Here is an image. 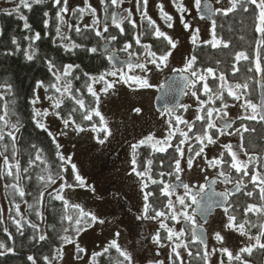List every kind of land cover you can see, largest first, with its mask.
Returning a JSON list of instances; mask_svg holds the SVG:
<instances>
[{"label": "trees", "instance_id": "1", "mask_svg": "<svg viewBox=\"0 0 264 264\" xmlns=\"http://www.w3.org/2000/svg\"><path fill=\"white\" fill-rule=\"evenodd\" d=\"M9 1L13 4L11 9L15 8L16 4L19 3V0ZM142 2L143 0H139L138 3L137 0L140 9L139 36L143 44H152L154 46L153 50L159 49V55L161 51L170 46H167L163 38L156 40L153 37L152 32L154 28L149 27L148 19L141 13ZM62 7H65L63 0H61L60 4H56L55 0H43L42 3L33 4L31 10L21 7L19 14L13 12L9 15L6 11L0 10V96L3 97L0 100V115L4 114L5 103L8 105L9 113L5 117L9 121L7 126L4 125L3 121H0V128H3L5 136L4 140L0 141V152H4L9 157V162L13 166L17 162L20 165V180L18 182L15 180V168H13V176H7L6 174L0 175V193L5 203V209H3L2 203L0 202V219L3 220V223L0 224V243L5 245L4 248H0V253H3V255H0V264H32V261L28 259L29 256L33 257L36 264H46L43 258L48 256L52 261V257L56 255V249L65 245L59 239L60 236L66 235L62 231L63 228H69L67 235L72 236L74 240L78 237L73 231V226L67 220H61V217L65 215L64 203L54 198L57 195L59 187L52 188L55 184H50L46 187V180L40 179L42 176L46 178L49 172L55 175L56 172L60 171V165L62 163L56 155L57 142H53V136H49L48 132L37 126V117H34V110H37V107L36 103H33V100L37 97L38 90H41L44 95L53 96L54 99L61 98L60 94L55 93L51 88L45 91L49 84L55 82L53 72L49 70L48 61H52L56 69H60L61 71L64 65H79V68L73 69L72 76L62 77L60 83L63 84L65 80H70L72 83V96L82 98L85 101L86 107L92 108L96 106V103L95 98L87 91V85L91 83L88 76H99L103 72L114 70V67L107 60V55L110 50L114 48L120 56H127L128 53L121 51V49L126 43H131L133 47L129 49V52L137 53L139 56L143 52L140 45L135 43V37H137L135 34L136 29L127 20H124L122 25L125 29L123 34L111 24V14L115 8L111 5L110 0H105L104 3H101L103 19L98 25L93 24L94 20L84 21V14L90 11L86 6V8L74 6L68 15H65V12L61 13L65 21V23L61 24L56 14L60 12ZM80 9H84L83 14H81ZM105 9H107V12ZM45 12L48 13L47 16L44 15ZM124 12L125 9H120V15H126V12ZM256 12H258V9H255V6L252 5H249L248 12H244L240 8L227 15L215 12L213 21L215 22L216 35L223 42H227L229 46L225 48L223 47V43H221L218 47L214 48L210 43L197 42L195 45H192L190 52V57H197L194 66L196 69L203 70L204 68L212 67L217 70V75L223 72L230 85L246 82L249 86V95L247 98L252 99L253 102L257 101L256 80L260 77L264 87V77H262L261 73L255 72L254 64L251 60L236 62L235 53L246 51L251 57L254 41L259 36L254 31V13ZM21 14L27 18L30 29L24 28L25 21L19 18ZM45 20L48 21L47 26L44 24ZM105 23L109 25V30L103 33L104 37L116 35L117 40L110 42L107 49L103 50L101 49V43L105 40L97 37L93 29L99 28L102 31ZM69 24L73 26L71 30L68 27ZM58 25L61 28V34L70 37V39H61L57 36L56 28ZM85 25L88 27L85 28ZM76 26H79L81 29L79 34L75 31ZM36 32L40 33L41 38L39 40L33 43L31 39H26V37H33ZM13 38L16 39V44L12 43ZM73 42L83 47L67 51L66 46H70ZM17 46H19V50H17ZM91 47H97V53L87 51ZM26 51L29 53L35 52L32 60L26 58ZM233 66L239 69L235 74H233ZM118 68L124 69L125 66ZM249 68H252V71H249ZM262 68H264V62H262ZM56 69H53V71ZM84 73H88V76H85ZM75 77H79V79H75ZM40 81H43L44 87H37ZM208 83L215 90L219 81H214L209 77ZM92 86L94 88L95 84ZM196 89H199L197 95L201 99L207 100V96L202 91V83L197 84ZM62 99L63 103L61 108H52L53 112L59 111L61 116L64 117H67L71 113L72 118L77 124L90 130L96 137L103 136L104 133L93 132L91 130L92 124L99 126V117L93 116L92 121H85L81 116L82 110L75 103L74 99L69 98L67 93L64 94ZM225 99L227 103L234 101L231 96L227 95L226 91ZM207 106L220 107V102L217 101L215 105ZM74 108L76 111L72 112ZM180 108V106L177 107L176 111L178 112ZM199 114L204 115L203 112ZM195 118L191 121H195ZM12 124H16L19 130L16 131L13 129L11 127ZM242 124L247 126L249 131L245 132L241 129L243 140L241 141L240 138V143L243 142L249 155L255 154L261 158L262 148L264 146V130L261 121L242 120L237 117L233 120L232 128H241ZM9 131L13 132L15 141L7 135ZM197 131H202L200 121H196V127L193 133L189 135L194 136V133ZM210 131L215 132L216 130ZM179 139L181 137L176 133L175 137L170 141L173 146H166V152L155 151L148 144L139 146L135 150L137 171H144L147 166V161L152 160L153 163L150 172L152 178L157 180L163 179L165 183H171L175 179V176H169L167 173L173 172L174 165L172 164V156L178 155L175 153V145L179 143ZM5 145L7 146V151H5ZM13 145L15 147L14 155ZM191 146L194 149L197 148V142L194 141ZM37 151H39L44 162L35 161L34 164L29 166V161L35 160ZM59 152L61 153L60 149ZM191 154L188 152V155ZM225 158L228 161L231 160V157L227 153H225ZM162 161L163 163H161ZM4 167L2 160L0 170L4 169ZM64 167L66 170L62 172L64 177L62 183L70 185L77 184L74 179L75 174L71 171V164L66 163ZM252 167L253 165L250 164V170ZM24 168H28V171L24 172ZM225 170L227 171L228 169L225 167ZM161 172L165 173L163 177L159 175ZM232 175L234 178L237 176L235 170H232ZM244 179L247 183L249 178L245 177ZM143 180L144 184H147V187H143L144 195L148 192L155 193V196L149 197L148 203L152 204L154 208L163 209V205L167 203V198L160 194L159 187L161 186L152 184L147 176L143 177ZM14 183H18L19 187L24 189V197H20L18 192L12 187H6V185H12ZM252 189L253 186L248 184V188L245 190ZM41 192L44 195L42 203L38 204L37 200ZM230 200L236 201L240 205V209L236 213L238 216L237 222L243 219V208L248 203L260 202L258 190H256V195L252 198L237 194L236 196L230 197ZM16 204L20 206L19 214H17L15 208ZM29 205L32 207L30 208ZM69 205L78 204L69 203ZM37 210L42 212L43 219L36 215ZM84 211L88 212L85 209ZM67 214L75 218L78 214V209L69 207ZM148 215H153L151 210ZM13 217L21 220L23 225L21 230H17L16 225L11 219ZM248 218L257 224V227L250 228V234L256 235L259 232V224L263 222L262 217L249 213ZM28 222L39 225V232L46 234L48 239L45 241L33 239V236L38 235V233L29 226ZM92 224L85 218L81 225L82 230ZM5 227L8 229V232L4 231ZM188 228H190V225L186 224L185 229ZM161 236L164 237L165 235L161 234ZM186 237L188 242L190 236ZM262 242H264V238H262ZM108 246L95 251L94 253L103 254L94 256L93 253L90 257L89 264H117V260L123 259L119 256L115 248H110L108 252L104 253L103 250ZM189 247L193 253L198 249L201 252L203 251L202 245L198 243L190 244ZM9 248L12 251H7ZM243 258L248 261V264H264V249L257 247L250 256L246 253L243 254ZM174 261L176 263L175 259ZM186 264H204V261L196 258L194 255L192 257L188 255ZM232 264H238V262L233 261Z\"/></svg>", "mask_w": 264, "mask_h": 264}, {"label": "snow or ice", "instance_id": "2", "mask_svg": "<svg viewBox=\"0 0 264 264\" xmlns=\"http://www.w3.org/2000/svg\"><path fill=\"white\" fill-rule=\"evenodd\" d=\"M43 0H19V3L16 4L15 8L11 10L5 9V11L11 15L13 12L19 14L21 7L31 10L33 4H39L42 3ZM56 4H60L61 0H55ZM65 7H62L60 9V12H58L57 18L60 21L61 24L65 23L64 17L61 15V13L67 12L68 9L66 7L67 0H63ZM105 0H101V3H104ZM111 5L113 6H119L123 3V0H110ZM148 0H143L144 7L146 9ZM219 3L220 0H217ZM139 3V0H138ZM173 3L175 4L177 11L180 13H184L187 11V8L183 5L182 0H173ZM228 7L226 8H217L214 11L216 13H221L223 15H227L230 12L236 11L238 8L242 9L244 12L249 11V5L255 6V9H258V12L254 13L255 16V22H254V31L259 34L258 38L254 41V48L251 57L246 51H239L235 53V61L239 62L241 60H251V62L254 64L255 72L261 73L262 77H264V68H262V62H264V0H228ZM158 7L161 10V17L167 22V27L172 28L173 27V17L169 15L167 12H164L163 5H158ZM195 7L197 9H200L201 7V0H195ZM95 12V9L92 10ZM107 12V9H105ZM125 11L128 13L127 16L120 17L117 13L113 12L111 14V21L112 25H114L116 28L119 29V32L121 34L124 33L125 29L122 26L124 20H127L128 23L132 25L133 28L136 27V22L131 19L132 13L130 10L125 9ZM81 14H83L84 9H80ZM45 16L48 15L47 12L44 13ZM144 16L148 19V24L150 28H154V31L152 32L153 37L156 40H160V38H163L164 41H166L167 46L163 51L160 52L158 55L157 50H153L152 44H143L141 42L140 36L135 37V43L137 45H140V47L144 50V56H145V62H141L140 56L137 53L129 52V49L133 47L131 43H126L124 47L121 49V51H124L128 53L129 60L126 63V68L129 70V72L140 69L144 75L137 76V75H128L125 73L123 68H118L116 70H109L106 72L101 73L99 76H88V73H84L85 76H88L91 83L87 85V91L88 93L95 98L96 106L92 108H87L85 105V101L82 98H76L72 96L71 90H72V83L70 80H65L63 84H61L62 77H69L73 74L74 68H79V65H73V64H67L64 65L62 68V71L60 69H56L55 64L52 61H48L49 70L53 72V76L55 77V82L51 83L47 86L45 91L48 90V88H51L55 91V93H59L61 98L54 99L53 96H47V99L52 101V108L53 109H60L61 105L63 103L62 97L65 93L69 95V98L74 99L75 103L79 105L80 109L82 110L81 116L82 119L85 121H92L93 116L99 117V126L97 124L91 125V130L93 132H102L104 133V137L101 139L97 137L98 143L104 144L107 140L108 136L111 135V131L107 126V121L105 117L102 115V113L99 110V103H100V95L94 90L93 84L103 82L104 87L101 88V92L107 93L109 89L113 88L115 83L123 82V83H134L136 85H139L142 88H149L152 87V85L149 83V79L147 77V73L151 71V69L148 67L149 64L155 66L157 70H162L163 67H167L168 59L171 55V50L175 49L177 46V42L172 39L171 36H169L167 33L161 31L160 27L156 25L155 21L151 19V17L147 16V12H144ZM20 19L24 20V28L30 29V25L27 22V18L23 16L22 14L19 17ZM181 23L183 24L184 28L187 29L190 27L188 23L184 21L183 15H181ZM45 26H47L48 21H44ZM94 25H98L99 21L94 20ZM69 29H72V25H68ZM88 26L85 25V28ZM95 31V35L97 37H100L101 39H104L106 43H110L112 41L117 40L116 35H112L110 37H104L103 33L108 32L109 25L107 23L104 24L103 30L101 31L99 28L93 29ZM75 31L79 34L81 32V29L79 26L75 27ZM57 36L61 39H70V37L63 36L61 34V28L59 25L56 28ZM41 38L40 33L36 32L35 35L31 38L26 37V39H31L34 43L36 40H39ZM199 39V29H196L191 36L192 43L195 45ZM13 44H16L17 41L15 38L12 40ZM204 43L208 44L210 43L212 47H218L221 43H223V47L227 48L229 45L227 42H223L220 38L217 37L215 32V22L213 21V28H212V38L210 41H204ZM31 47V45H30ZM83 47L80 44L72 43L70 46H66L67 51H72L73 49ZM17 50H19V46H17ZM87 51L91 53H97L98 48L97 47H91L88 48ZM35 52L32 53L25 52V56L28 60H32L34 58ZM135 56V62L132 61V57ZM109 60H113L114 57L112 55L108 56ZM197 57L192 56L190 57L185 67L182 69L174 70L179 71L182 74V79L185 84V87L188 88L190 86L191 95L193 97H196L198 101V113L203 112L204 115L197 114L195 121H188L184 119L183 117L176 115L173 120H168V133L167 136L164 139H155L153 135H149L146 138L140 140L138 144H134L132 146L133 148V158L131 160L132 164V172H134L138 177H145L147 176L149 180H151V183L154 185H160L159 192L162 196L167 198V203L163 205V209L154 208L152 204L148 203L150 196H155L154 192H148L144 195V208H143V215L141 216V219H152V220H159V227L160 229H164L167 232V239L169 241H174L172 246V254L175 256V260L179 261V264H183V260L181 259V253L178 251L180 248H184L190 257L193 255L196 258H200L204 261V264H209V258L210 256L215 253L216 251L221 252L222 254H225L228 259V264H232L233 261L238 262V264H248V261L243 258V254H248L249 256L252 254L253 250L257 247L264 249V242H262V238H264V222L259 224V232L256 235L250 234V228L257 227V224L252 222L248 216L249 213L256 215L258 217H264V162H261V158L257 155H249L248 151L245 149L243 142H241L238 145L239 152H242L244 156H247V160L240 159L239 152L237 150H234L232 144H223L221 147L224 149V151H221L218 156L213 157L210 160H206V164L209 168H218L219 170L215 174V178H213L211 181H209L208 176H205V183L204 184H198V185H191L189 183H185L181 180L180 173L183 172L185 169L181 165V159L185 155V149L182 147L183 145L187 144L189 140L195 139L197 142V148H193L191 145L188 146L187 151L189 153H192L188 156L186 163L188 169H192L194 166V160L196 157H201L204 153L205 147L207 146L205 144V141L207 144H216L217 140L214 139V136L216 133L219 135H232L233 133L231 131H228L232 128L233 122L228 119L229 113L227 109L229 108V104L227 103L225 99V91L227 92L228 96H231L234 100L240 101L242 97L243 103L241 104V108L244 109V115L239 117V119L242 120H250V121H264V96L261 97L259 103L253 102L252 99L247 98L248 97V84L245 82L243 84L236 83L235 85H230L227 81V78L223 72L219 73L217 75V70L212 67L204 68L203 70H198L194 66L196 64ZM53 69H56L53 71ZM239 69L233 66V74L238 72ZM249 71H252V68H249ZM189 74L193 79H189L187 75ZM118 77V79L113 81H108L106 77ZM211 77L214 81H219L218 86L215 88V90L209 85L208 78ZM75 79H79V77H75ZM202 83V91L205 96H207V100L201 99L197 92L199 89H196V85ZM37 87H44L43 81L38 82ZM78 91V90H77ZM187 94V93H186ZM3 97L0 96V100H2ZM39 101V97H35L33 100V103H37ZM220 102V107H214V106H207V105H215L216 102ZM207 106V107H206ZM184 110L188 109V105L182 106ZM250 110V111H249ZM76 109H72V112H75ZM136 113H140L141 109L136 108L134 109ZM173 112V109H165V113L167 115H171ZM8 105L7 103L4 104V114L0 115V121L4 122V125L7 126L9 124V121L5 119L6 116H8ZM49 115V112L47 110H44L43 112L39 110H34V117H46ZM53 115H55L57 118L61 119L64 126L67 128L70 125L75 126V131L82 132L85 131V128L77 124L76 121L72 118V114L69 113L67 117L61 116V113L59 111H54ZM214 115L216 118L223 120L224 123L222 126L218 127L217 125V119L214 118ZM196 121L201 122L202 131H197L194 133V136H190V133H193L194 128L196 127ZM183 124L186 126L187 131L181 130L178 125ZM37 126L44 129L46 132H48L49 136H52L53 134L48 131L45 124L41 123L40 120H37ZM11 127L18 131L16 124H12ZM241 129L243 131H249L247 126L241 125L240 129H237V133H241ZM210 130H216L215 132H211ZM176 133H179V136L181 139H179V143L175 145V153L178 155L172 156V164L174 165L173 172L167 173V175L175 176V180L180 181L178 185H174L171 183H165L163 179H154L150 175L151 172V165L152 160L147 161V166L145 167L144 171H137L136 165H137V159H136V153L135 150L142 145L150 144L151 147L158 152H166L167 147H172L173 145L170 143L172 139L175 137ZM9 137L13 141H15V136L13 132L9 131L7 133ZM5 138L4 136V130L3 128H0V141H3ZM243 140V136L241 133V141ZM53 142H55V138H53ZM161 145H167L161 146ZM35 147V145H33ZM60 145L56 144V155L59 158V160L62 162L60 165V171L56 172L55 175L49 172L47 177H40L42 180H46V187L50 184H55L57 179L63 181L64 177L62 175V172L65 169L64 165L66 163L70 162V158H66L59 152ZM5 151H7V146L5 145ZM225 153L229 157H231V160L228 161L225 158ZM15 154V147L13 145V155ZM0 157H3V164L4 169L0 170V175L6 174L7 176H13V168H15V180L18 182L20 180L19 172H20V165L19 162L13 166L9 162V157L5 155L4 152H0ZM35 161H41L42 160L41 155L39 154V151H37V154L35 156V160L29 161V166L35 163ZM255 162V163H254ZM163 163V161L161 162ZM253 165V167L249 168V165ZM225 167L228 169L225 170ZM232 170H235V173L237 176L234 178L232 175ZM24 172L28 171V168L23 169ZM71 171L75 174L74 179L77 182L78 186L84 187L86 186V181L84 178L79 174L76 165H71ZM203 171V169H202ZM161 177L165 175V173L161 172L159 173ZM245 177H248L247 183L245 182ZM220 181L223 184H232V189L226 188L222 192H216L215 185L217 181ZM143 183V182H142ZM209 184L211 185L210 189V195L209 193ZM248 184H251L253 186L252 190H245L248 188ZM6 187H12L16 192H18L20 197H24L25 191L23 188L19 187L18 183H14L12 185H6ZM64 187H73V185L70 184H61V190ZM143 187H147V184H143ZM177 187H182L184 189L183 195H177L175 201L171 199V197L175 193V189ZM94 190V189H93ZM256 190H258V196H259V203H248L243 208V219L238 221L237 212L240 209V205L236 201H231L230 197L236 196L237 194H242L243 196H246L248 198L254 197L256 195ZM60 190L57 191V195L54 197L57 200H61L64 203V209H65V215L61 217V220H67L70 225L73 226V231L78 236L80 231H82V222H84L85 218L88 219L89 223H95L98 218L90 213L85 212L83 208L80 207V205H69L68 201L65 200L64 196L59 194ZM44 193L41 192L40 196L37 200L38 204L42 203ZM218 197V200L213 201L212 197ZM191 201L189 204L188 201ZM179 204L180 208H176V204ZM195 206V208H193ZM31 208L32 206L29 205ZM69 207H72L74 209H78V214L74 218L72 215L67 214V209ZM213 207H220L223 209L224 214L227 217V223L224 225V228L227 230H233L237 231L241 236H245L249 241H254V243H250L244 247H241L239 251H237L235 254L231 250H229L227 247H221L219 249H212L209 251L207 249V246L205 244L204 238H203V228L202 225L197 224L196 221V213L198 212L201 216L206 217L207 214L212 210ZM17 214H19V204L15 205ZM189 209H192V212H189ZM151 210L153 215L149 216L148 213ZM36 215L43 219V214L41 211L37 210ZM163 218V219H161ZM13 220V223L16 225L17 230H21L23 225L21 223V220H17L14 217L11 218ZM23 219V217H21ZM165 220H171L175 222L176 224L181 223L183 221L184 223L190 225V228H180L179 230L175 229L174 227H169L167 223H165ZM103 223V221H100ZM206 222V220H205ZM3 223V220L0 219V224ZM29 226L36 230L38 235H34L33 239H38L39 241H45L48 239V236L44 233L39 232V225L35 223L28 222ZM247 226V227H246ZM5 232H8V229L4 228ZM62 231L66 235H62L59 237L62 244H73L76 243L72 236L67 235L69 232V228L65 227L62 229ZM116 236H119V233H116ZM190 236V239L188 242L184 241V237ZM175 238V240H174ZM215 240L219 242L220 244H223L224 237L221 235L220 232H216L214 236ZM154 242H156L158 245L160 244V232L157 231L156 234L153 236ZM200 244L203 245V251L201 252L200 249H198L195 253H193L189 247L190 244ZM163 246V245H161ZM5 245L3 243H0V248H4ZM110 248H115L116 251L119 253V256L122 257V260H117V264H133L132 256L130 253H128L126 250H123L120 248L119 244L116 240H113L110 242L109 246L103 250L104 253L108 252ZM76 249L78 252H83L84 249L79 246L78 243H76ZM7 251H12L11 248L7 249ZM63 249L57 248L56 249V255L52 257V260H55L57 258L62 259ZM103 253H94V256L102 255ZM0 255H3V253H0ZM29 260L32 261V264H36V261L33 259L32 256L28 257ZM46 262V264H52V261L49 259L48 256H45L43 258ZM156 264H163L162 261H157ZM175 264V261H174ZM220 264H224V261L221 260Z\"/></svg>", "mask_w": 264, "mask_h": 264}, {"label": "rangeland", "instance_id": "3", "mask_svg": "<svg viewBox=\"0 0 264 264\" xmlns=\"http://www.w3.org/2000/svg\"><path fill=\"white\" fill-rule=\"evenodd\" d=\"M214 9L228 7V0H211ZM187 11L180 13L177 11L173 0H148L146 9L142 2L141 13L147 12V16L151 17L158 25L161 31L167 33L177 42L175 49L171 50V55L167 62V67L162 66V70H157L155 66L149 64L151 69L147 73L149 83L152 87L142 88L134 83H115L114 87L109 89L107 93L101 92L104 87L103 82L96 83L94 90L100 95L99 110L107 121V126L111 131L104 144L98 143L97 137L88 129L85 131H75V126L65 127L62 120L53 115L52 101L47 99V95L38 90L37 96L39 101L36 103L37 110L43 112L47 110L49 115L46 117H37L41 123L45 124L48 131L51 132L57 144L60 145V151L63 156L70 158V164H75L79 174L86 181V186L81 187L77 184L73 187H64L61 190L62 181L59 180L52 188L59 187V194L64 196L68 203L78 204L86 211L94 214L98 220L92 225L81 231L75 242L84 249L78 252L76 243L65 244L62 246V259L52 260V264H89L91 255L109 245L111 241L116 240L120 248L131 254L133 264H156L162 261L163 264H174L175 256L172 254V246L174 241H169L167 232L160 229L159 220L141 219L144 208V180L132 172L131 160L133 158L134 144L149 135H153L155 139H164L168 133L167 121L174 120L176 115L191 121L198 113V101L196 97L191 95L190 86L185 89L180 102V110L173 111L171 115H167L165 110L157 111L153 108L152 100L156 89L165 77L172 71L185 67L187 60L190 58L191 47L193 45L192 33L199 29V39L197 42L210 41L212 38L213 19L206 20L201 18L195 7V0H182ZM12 3L9 0H0V10H10ZM158 5H163L164 12L173 17V27L168 28L167 22L161 17V10ZM74 6L88 7L90 10L84 14V21L98 20L102 21L103 12L100 0H67V9L65 15H68ZM85 7V8H86ZM115 9H128L131 11V19L136 22V36L140 33V9L137 0H123V3ZM95 9V12L92 10ZM124 12V13H125ZM113 13V12H112ZM181 15L184 21L190 25L185 29L181 23ZM135 57V56H134ZM136 58V57H135ZM141 62H145L144 50L140 56ZM118 68H114L116 70ZM128 75L142 76L144 73L140 69L131 72L124 68ZM108 81L118 79L111 76L106 77ZM187 93V94H186ZM244 97L240 101L234 100L229 104L227 109L228 119L234 120L244 115V109L241 108ZM257 103V101H256ZM183 105H188V109L184 110ZM140 108L141 112L136 113L134 109ZM250 111V110H249ZM181 130L187 131L185 125L180 124ZM219 127V126H218ZM240 127L229 129L232 135H219L214 137L216 144H205L204 153L201 157H196L192 169H188L186 160L188 158L187 148L195 139H191L187 144L183 145L185 155L181 159V165L185 169L180 173L181 179L191 185L205 183V176L211 177L219 170L218 168H209L206 160L219 155L224 149L223 144H232L234 150L239 152L240 133H237ZM179 134V133H178ZM104 134L102 137L103 138ZM150 145V144H148ZM151 146V145H150ZM167 146V145H161ZM240 159L247 160L248 157L239 152ZM0 157V169L2 164ZM203 169V171H202ZM143 182V183H142ZM218 188H223L220 182H217ZM94 189V190H93ZM184 189H178L171 198L175 201L177 195H183ZM0 202L5 209L4 199L0 193ZM190 200L188 203L190 204ZM176 208L180 206L177 203ZM191 213V209H189ZM163 219V218H161ZM100 221H103L101 223ZM170 221V222H169ZM197 223L199 222L196 218ZM169 227L179 230L185 228L186 223L176 224L171 220H165ZM227 223V217L220 208L211 214L205 222L207 229L206 246L209 251L227 247L235 254L238 248L244 247L254 241H249L245 236H241L237 231L227 230L224 225ZM160 232V244L153 240L156 232ZM220 232L224 237L223 244L217 242L214 238L215 233ZM119 233V236H116ZM165 235L164 237L161 236ZM175 240V238H174ZM187 242V237H184ZM163 245V246H161ZM204 246L202 247L203 250ZM181 253L183 264H186L188 252L184 248L178 249ZM223 260L224 264H228L225 254L219 251L213 253L209 258V264H220ZM175 264H179L176 261Z\"/></svg>", "mask_w": 264, "mask_h": 264}, {"label": "water", "instance_id": "4", "mask_svg": "<svg viewBox=\"0 0 264 264\" xmlns=\"http://www.w3.org/2000/svg\"><path fill=\"white\" fill-rule=\"evenodd\" d=\"M214 5L213 2L211 0H201V7L200 9H197V13L200 17L206 19V20H211L214 16ZM115 13H117L119 15V10L118 9H114ZM112 24V21H111ZM109 43H106V41L101 43V49L106 50L108 47ZM112 55L114 57L113 60H109L108 56ZM132 61L135 62V57L133 56ZM107 60L108 63L114 67H121V66H125L126 63L129 60L128 55L127 56H120L116 50L113 48L110 50L109 54L107 55ZM187 75L189 79H191V76L189 74H184ZM257 103H259L260 99L262 96H264V87H263V82L262 79L260 77L257 78ZM185 84L183 82L182 79V74L179 71H172L170 72L165 79L160 83V85L158 86V88L155 91V94L153 96V100H152V105L153 108L157 111H161L162 109H173V111L175 109H177V107L180 105L182 96L185 92ZM217 119V124L218 126H222L224 121L220 120L218 118ZM230 120V119H229ZM232 121V120H231ZM262 125H263V130H264V121H261ZM261 162H264V146L262 148V153H261ZM213 178H215V175H212L211 177H209V181H211ZM180 183V181L177 180H173L171 182V184L174 185H178ZM233 185L231 184L229 186L228 189H232ZM179 188V187H177ZM210 189H211V185L209 184V195L210 193ZM215 190L216 192H222L224 190L216 188L215 186ZM213 201L218 200V197L213 196L212 197ZM193 208H195V206H193ZM216 208L219 207H213L212 210L209 212V214H207L206 217L201 216L198 212L196 213V216L199 219V222L197 224L202 225V228L204 230L203 232V238L204 241L206 243L207 241V231L205 228V220H207V218L209 217L210 214H212L214 212V210ZM192 210V209H191ZM264 219V217H263Z\"/></svg>", "mask_w": 264, "mask_h": 264}, {"label": "flooded vegetation", "instance_id": "5", "mask_svg": "<svg viewBox=\"0 0 264 264\" xmlns=\"http://www.w3.org/2000/svg\"><path fill=\"white\" fill-rule=\"evenodd\" d=\"M201 18H202V17H201ZM191 79H192V77H191ZM178 107H179V106H178ZM163 110H165V109H162L161 111H163ZM174 111H176V109H175ZM215 118H216V117H215ZM232 122H233V121H232ZM254 163H255V162H254ZM181 180H182L183 182L186 183V181H185L184 179H181ZM217 182H220V181L218 180ZM220 183H221V182H220ZM216 184H217V183H216ZM221 184L223 185V188H219V189H222V190H225L226 188H229V186L231 185V184H223V183H221ZM215 186H216V185H215ZM216 188H218V187L216 186ZM178 189L180 190V189H183V188H182V187L176 188V189H175V192H176V190H178ZM174 195H175V194H174ZM174 195H173V196H174ZM173 196H172V197H173ZM172 197H171V198H172ZM173 199H174V197H173ZM190 203H191V202H190ZM218 209H220V207H219V208H216L215 210H218ZM215 210H214V212H215ZM191 212H192V210H191ZM214 212H213V213H214ZM213 213H212V214H213ZM210 215H211V214H210ZM210 215H209V216H210ZM196 218L198 219L197 216H196ZM208 218H209V217H208ZM208 218H207V220H208ZM207 220H206V221H207ZM198 221H199V219H198ZM262 221L264 222L263 217H262ZM204 225H205V223H204ZM205 228H206V227H205ZM206 231H207V229H206ZM251 235L254 236V234H251ZM206 242H207V241H206ZM205 244H206V243H205ZM202 247H203V245H202ZM239 249H240V248H238L237 251H239Z\"/></svg>", "mask_w": 264, "mask_h": 264}]
</instances>
